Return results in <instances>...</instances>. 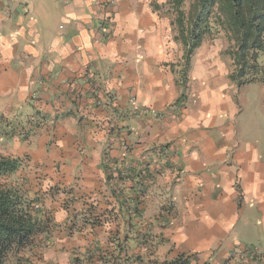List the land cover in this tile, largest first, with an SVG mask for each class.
I'll return each mask as SVG.
<instances>
[{
    "label": "crops",
    "instance_id": "0c3cea01",
    "mask_svg": "<svg viewBox=\"0 0 264 264\" xmlns=\"http://www.w3.org/2000/svg\"><path fill=\"white\" fill-rule=\"evenodd\" d=\"M107 1L0 0V128L17 130L5 139L40 186L106 214L70 229L54 212L43 263L103 264L90 250L124 233L128 257L145 251L139 233L212 264L243 246L264 254V76L242 103L227 71L193 57L183 90L181 49L155 11L165 0H115L108 24Z\"/></svg>",
    "mask_w": 264,
    "mask_h": 264
},
{
    "label": "trees",
    "instance_id": "16d2710c",
    "mask_svg": "<svg viewBox=\"0 0 264 264\" xmlns=\"http://www.w3.org/2000/svg\"><path fill=\"white\" fill-rule=\"evenodd\" d=\"M183 1L168 2L177 13L175 40L183 47V68L178 77L182 89H185L193 52L206 37L219 33H224L231 44L224 52L231 61L229 81L237 87L262 81L264 69L259 58L264 52V0H192L186 14L181 10ZM29 162L27 156L0 154V264H41L48 241L58 228L52 216L58 210L69 214L70 220L65 226L70 229L78 224L99 225L106 216L98 214L93 202L70 197L67 187L40 186L38 182L44 176L40 175V179L37 175L29 176L26 173L31 167ZM129 200L136 202L134 215L139 217L140 196ZM139 234L140 247L145 249L143 253L128 257L127 233L111 237L112 252L94 248L90 253L103 264H212L200 261L197 254L175 253L172 249L159 257L161 260L155 259L152 249L158 244L149 243V236ZM263 260V253L243 246L229 251L222 264H262Z\"/></svg>",
    "mask_w": 264,
    "mask_h": 264
},
{
    "label": "rangeland",
    "instance_id": "374dc122",
    "mask_svg": "<svg viewBox=\"0 0 264 264\" xmlns=\"http://www.w3.org/2000/svg\"><path fill=\"white\" fill-rule=\"evenodd\" d=\"M168 2L169 0H165V3L160 5L159 8H155V11L157 12L156 15L160 22H169L168 36H171L172 41L177 45V48L181 49L180 59H176V64H172V67L176 66L179 72L183 68V60H182L183 47L178 40H175V37L178 35V29L175 25V19L177 17V13H176V9L174 5L168 4ZM191 3H192V0H184L182 2L181 10L185 14L188 12ZM230 46L231 44L229 43V40L227 39L226 35H224V33H219L214 36L206 37L204 41L202 42V44L200 45V47L196 49L195 52H193L191 60L194 57V67L198 69H209L211 73H215V74H219V72L223 73L224 71H227L229 74L231 72V61H230V58L224 54V52L229 50ZM259 61L264 68V52L261 54ZM191 64L192 63L190 61V67H191ZM178 77H179V74H178ZM258 92H259L258 84L250 83L248 85H244L238 89V100L239 101L241 100L243 103V100H245L244 98H247V97L254 98L257 96ZM7 125H4L3 127L0 128V136L3 135L4 137V139L0 138V152H1L0 154L4 156L15 157L16 155H15L14 142H12V140L10 139H5V137L6 135L14 136L16 134V131H17L15 130L16 125L12 124L11 126H9V129H7L8 128ZM26 135L27 134H25L22 139H24V143L25 142L29 143V138L27 139ZM26 173H29V176L32 177V168L31 167L28 168ZM148 240L150 242V237ZM154 248L152 249V252L155 253V255L153 256H155V259L161 260L162 258H159V257L163 256L162 251H158L156 247ZM43 262L44 261H42L41 264H44Z\"/></svg>",
    "mask_w": 264,
    "mask_h": 264
},
{
    "label": "built area",
    "instance_id": "2783aa9c",
    "mask_svg": "<svg viewBox=\"0 0 264 264\" xmlns=\"http://www.w3.org/2000/svg\"><path fill=\"white\" fill-rule=\"evenodd\" d=\"M106 4H107V9H108V14H106L105 15V17H104V19H103V22H105V23H109L108 21H110L111 20V16H112V13L110 12L112 9H114V7H115V0H108L107 2H106Z\"/></svg>",
    "mask_w": 264,
    "mask_h": 264
}]
</instances>
